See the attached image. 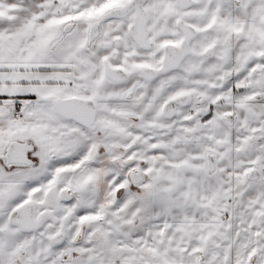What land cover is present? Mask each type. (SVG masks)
Instances as JSON below:
<instances>
[{"label": "snow or ice", "instance_id": "6c2138e0", "mask_svg": "<svg viewBox=\"0 0 264 264\" xmlns=\"http://www.w3.org/2000/svg\"><path fill=\"white\" fill-rule=\"evenodd\" d=\"M0 264H264V0H0Z\"/></svg>", "mask_w": 264, "mask_h": 264}]
</instances>
